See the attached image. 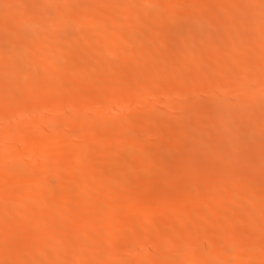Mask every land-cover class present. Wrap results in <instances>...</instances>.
I'll return each instance as SVG.
<instances>
[{
	"label": "bare ground",
	"instance_id": "bare-ground-1",
	"mask_svg": "<svg viewBox=\"0 0 264 264\" xmlns=\"http://www.w3.org/2000/svg\"><path fill=\"white\" fill-rule=\"evenodd\" d=\"M0 264H264V0H0Z\"/></svg>",
	"mask_w": 264,
	"mask_h": 264
},
{
	"label": "rangeland",
	"instance_id": "rangeland-1",
	"mask_svg": "<svg viewBox=\"0 0 264 264\" xmlns=\"http://www.w3.org/2000/svg\"><path fill=\"white\" fill-rule=\"evenodd\" d=\"M183 8H184V10L186 11V10H187L188 8H190V7L187 6V8H186V6H184ZM162 10L165 11V9H162ZM184 10H183V11H184ZM256 42H258V40H257ZM234 75H235V74H234ZM234 75H233V73H230V74H228L227 76L231 77V76H234ZM212 82H213V80H211V81H205L203 85H206V86L208 85V86H209L210 84H212ZM213 84H214V83H213ZM204 87H205V86H204ZM205 88H206V87H205ZM237 93H238V94H237ZM242 94H243V93H241V92H236V95H242ZM158 98H159V96L154 95V96H152L150 99H152L151 101L154 103L155 100H158ZM191 101H192V100H191V99H188V97H183V98L180 100V103H179V107H178V108L185 107V106L191 104V103H192ZM93 103H94V102H93ZM149 103H151V102H149ZM160 103H161V102H160ZM92 105H93V104H92ZM94 106L96 107V105H93L92 107L95 108ZM142 106H143V105H142ZM144 107L146 108L147 106L144 105ZM127 108L132 110V109L134 108V106H131V105H130V106H127ZM136 108H137V109H136ZM136 108H135L136 111L141 112L140 110H141V108H143V107H140L139 110H138L139 107H136ZM178 108L176 107L175 109L171 110V114H170L168 111L166 112V114L169 113V116H172V114H173L174 117H176L175 115H177V117H178V114L181 112V111L179 112ZM135 109H134V111H135ZM143 109H144V108H143ZM146 110H147V109H146ZM144 111H145V110H144ZM169 111H170V110H169ZM172 117H173V116H172ZM177 117H176V118H177ZM51 118H52V119H57V117H51ZM8 141H9V140H7V142H8ZM145 141L148 142L149 144L152 143V145H155V141L152 139V137L146 136V137H145ZM198 141H199V140H198ZM153 143H154V144H153ZM150 145H151V144H150ZM209 145L213 147L214 144H212V145L209 144ZM132 149H133V150H137V148H135V147H133ZM123 151H127V149H124ZM16 160H17V159H16L15 157L10 158L9 160H7V165H8V164H9V165L14 164V163L16 162ZM161 162H162V161L160 160V163H161ZM171 163H172V162H171L170 160H165V161H163L161 164H164V165H165V166H162L163 169H165L166 167H169V166H171V167L168 168V169H171V168H172V165H173V163H172V165H171ZM159 166L161 167L160 164H159ZM80 167H83V168H84L83 165H80ZM80 167H79V168H80ZM162 167H161V168H162ZM83 168H81V169H83ZM81 169H80V170H81ZM40 170H41V169H40ZM38 171H39V169H38ZM237 177H239V175H237ZM37 181H38V180H37ZM132 184H133V183H132ZM137 184H139V183L136 182L135 185H134L136 188L139 187V185H137ZM102 185H103V184H102ZM102 185H100L99 187H101V188H102V187H105V185H103V186H102ZM131 186L134 187L133 185H131ZM36 187H37L38 189H39V188L42 189V191H45V190H46L45 192H48V193H49V192H50V193H51V192L53 193V192H55V191H57V190H64V189H65V187H62V186H59V185H50V184L47 183V181H45V182L43 181V182H41V183H38V185H36ZM38 189H37V191H38ZM40 189H39V190H40ZM40 192H41V190H40ZM34 195H35V193H34ZM62 210H63V211H58V215L61 214L60 212H62V213L64 212V213L61 214V215L71 216L72 211H71L69 208H64V209H62ZM70 211H71V212H70ZM59 213H60V214H59ZM53 214L56 215V214H57L56 211H55ZM67 214H68V215H67ZM69 214H70V215H69ZM72 214H73V213H72ZM72 216H74V214H73ZM104 223L107 224V225L105 226V224H102V226L104 225L103 227H107V226H109V223H108V222H104ZM205 241H206V240H205ZM24 244H25V243H24ZM24 244H22V247H21V244H20V245H19V244H18V245L15 244V245H13V248H12V246H11L10 249L12 248V249H11L12 251H11L10 249H8V250L11 252V253H10V252H9V253H10L11 255L14 254V255H16V256H17V254H18V255H20V253L22 254L24 251H26V250L29 248L28 244H25V248H24V247H23ZM15 246H17V247H15ZM20 247H21V248H20ZM22 248H23V249H22ZM19 249H20V250H19ZM21 249H22V252H21ZM17 251H19V252L17 253ZM13 252H14V253H13ZM16 253H17V254H16ZM119 253H120V252H117L118 255H119ZM120 254H121V253H120ZM118 255H115V256L117 257ZM228 255H229V254H228ZM115 256H113L112 258H110L109 261H110V260H112V261L114 260V261L116 262V261H118V260H119V261H120V260L124 261V260H128V259H129V258L127 259V257H128L129 255L126 256V259H125V258L122 259V257L124 256V254H121V256H122L121 259H120V258H117V259H116ZM229 256H230V255H229ZM119 257H120V255H119ZM130 257L133 258L132 255H131ZM112 261H111V262H112Z\"/></svg>",
	"mask_w": 264,
	"mask_h": 264
}]
</instances>
